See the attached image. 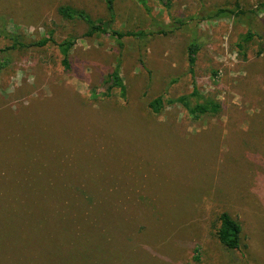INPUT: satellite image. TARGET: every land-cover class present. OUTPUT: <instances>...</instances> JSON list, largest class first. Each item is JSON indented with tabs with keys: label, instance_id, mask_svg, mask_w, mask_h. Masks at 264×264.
<instances>
[{
	"label": "rangeland",
	"instance_id": "rangeland-1",
	"mask_svg": "<svg viewBox=\"0 0 264 264\" xmlns=\"http://www.w3.org/2000/svg\"><path fill=\"white\" fill-rule=\"evenodd\" d=\"M262 0H0V28L25 41L74 38L71 69L56 45L0 55V264H264V10L188 21L166 34L118 39L57 8L84 10L118 32L166 28ZM248 28L260 37L237 43ZM200 44L198 92L220 111L200 119L154 97L192 91L186 47ZM9 43L0 37V47ZM117 58L126 88L91 99ZM194 102V98H192ZM241 225L240 247L217 236Z\"/></svg>",
	"mask_w": 264,
	"mask_h": 264
},
{
	"label": "trees",
	"instance_id": "trees-1",
	"mask_svg": "<svg viewBox=\"0 0 264 264\" xmlns=\"http://www.w3.org/2000/svg\"><path fill=\"white\" fill-rule=\"evenodd\" d=\"M143 6L147 14H150V7L146 4L145 0H138ZM114 0H105L106 7L108 10L109 18L114 17ZM261 10H264V0H262L257 7L250 9H242L239 6H236L235 9H229L225 7H220L205 13L190 15V17H175L171 19V22L167 25L166 28H158L155 30L152 29H141L137 31H125L118 32L112 30L110 22L107 20L96 22L93 20L84 10L73 8L69 5H61L57 8L58 14L66 19H80L87 23L88 30L85 35H92L98 30L103 32H109L111 36H116L118 39L122 37H137L144 38L148 35L155 33L166 34L172 32L173 30L181 27L186 24L188 21L192 20H210V19H219V18H237L240 22L246 23L250 26V22ZM0 37L9 41L4 47H0V55L3 56L2 64H5L8 61V52L10 50H15L18 48H28V47H43L49 43L56 45L57 51L60 54V64L64 71H69L71 69L70 61V50L74 46V38H66L60 42H56L53 38L52 31H48L44 36L39 37L35 40L25 41L22 36L17 33L9 32L5 28H0ZM258 38L260 35L255 31H252L251 28H248L240 36V41L237 43L238 49L241 51L244 48V43L251 41L253 38ZM200 44L197 42L196 38L192 37L186 47V57H187V72L192 79V91L188 94L179 95L177 97H170L166 94L154 97L148 102V107L152 113L158 114L163 107L170 105H180L182 106L187 114L193 119H200L204 115H215L217 114L221 106L215 100L201 95L194 85V66L196 61V54L199 51ZM117 90L120 98H125L126 88L122 81L120 75V59L117 58L116 63L113 68L106 73L102 85L100 87L90 90V98H104L110 97L113 94V91ZM194 98V102L192 101ZM216 236L219 242L225 246L227 249H238L240 247V238H241V225L239 221L233 218L227 212H221L218 215V226L216 230ZM199 256L194 254L192 256V261L189 264H198Z\"/></svg>",
	"mask_w": 264,
	"mask_h": 264
}]
</instances>
